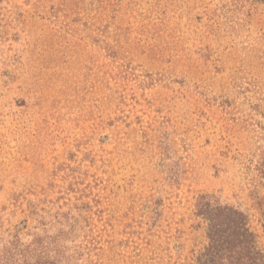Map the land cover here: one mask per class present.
Instances as JSON below:
<instances>
[{
    "label": "rangeland",
    "instance_id": "1",
    "mask_svg": "<svg viewBox=\"0 0 264 264\" xmlns=\"http://www.w3.org/2000/svg\"><path fill=\"white\" fill-rule=\"evenodd\" d=\"M201 194L264 251V0H0V245L184 263Z\"/></svg>",
    "mask_w": 264,
    "mask_h": 264
},
{
    "label": "trees",
    "instance_id": "2",
    "mask_svg": "<svg viewBox=\"0 0 264 264\" xmlns=\"http://www.w3.org/2000/svg\"><path fill=\"white\" fill-rule=\"evenodd\" d=\"M193 214L204 225V243L180 264H264L260 236L244 210L201 194ZM60 248L58 240L44 241L36 234L23 243L16 234L0 245V264H59Z\"/></svg>",
    "mask_w": 264,
    "mask_h": 264
}]
</instances>
